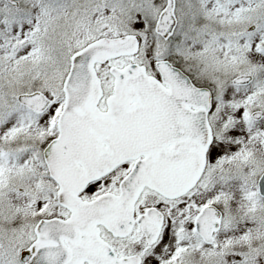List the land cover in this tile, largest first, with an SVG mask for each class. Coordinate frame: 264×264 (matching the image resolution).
Listing matches in <instances>:
<instances>
[{"label":"snow or ice","instance_id":"6c2138e0","mask_svg":"<svg viewBox=\"0 0 264 264\" xmlns=\"http://www.w3.org/2000/svg\"><path fill=\"white\" fill-rule=\"evenodd\" d=\"M0 264H264V0H0Z\"/></svg>","mask_w":264,"mask_h":264}]
</instances>
